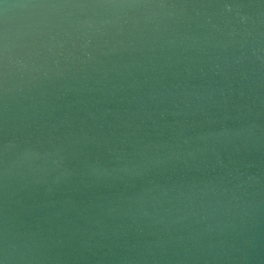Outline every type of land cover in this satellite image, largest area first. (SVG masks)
Returning <instances> with one entry per match:
<instances>
[{
    "label": "water",
    "instance_id": "95a60500",
    "mask_svg": "<svg viewBox=\"0 0 264 264\" xmlns=\"http://www.w3.org/2000/svg\"><path fill=\"white\" fill-rule=\"evenodd\" d=\"M0 264H264V0H0Z\"/></svg>",
    "mask_w": 264,
    "mask_h": 264
}]
</instances>
